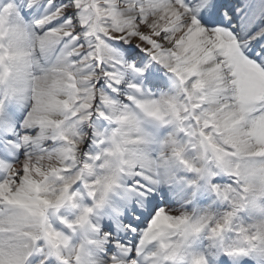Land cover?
<instances>
[{
    "label": "snow or ice",
    "instance_id": "1",
    "mask_svg": "<svg viewBox=\"0 0 264 264\" xmlns=\"http://www.w3.org/2000/svg\"><path fill=\"white\" fill-rule=\"evenodd\" d=\"M0 129V264H264V0H7Z\"/></svg>",
    "mask_w": 264,
    "mask_h": 264
},
{
    "label": "clouds",
    "instance_id": "2",
    "mask_svg": "<svg viewBox=\"0 0 264 264\" xmlns=\"http://www.w3.org/2000/svg\"><path fill=\"white\" fill-rule=\"evenodd\" d=\"M250 195L256 197L258 207H264V200L260 199L258 193L253 192V193H250ZM245 217L248 223L250 224L251 223H264V216L259 215L255 211L251 214V216H249L248 213H245ZM73 247H74V251L68 257L70 261H74L76 255H80L82 260H85L88 258V249L83 242H79L75 244ZM96 264H101V261L97 260Z\"/></svg>",
    "mask_w": 264,
    "mask_h": 264
},
{
    "label": "rangeland",
    "instance_id": "3",
    "mask_svg": "<svg viewBox=\"0 0 264 264\" xmlns=\"http://www.w3.org/2000/svg\"><path fill=\"white\" fill-rule=\"evenodd\" d=\"M90 201H91L90 198L85 197V198L83 199L82 203H83V205H86V204H89ZM79 212H80V208H78V209L74 212V216H75L76 214L78 215Z\"/></svg>",
    "mask_w": 264,
    "mask_h": 264
}]
</instances>
